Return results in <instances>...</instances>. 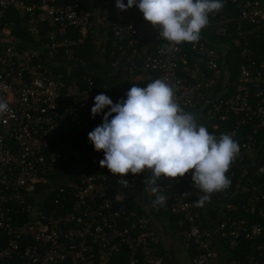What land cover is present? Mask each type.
<instances>
[{
  "label": "built area",
  "instance_id": "obj_1",
  "mask_svg": "<svg viewBox=\"0 0 264 264\" xmlns=\"http://www.w3.org/2000/svg\"><path fill=\"white\" fill-rule=\"evenodd\" d=\"M154 1L159 7L125 16L117 12L114 0H100L97 14L86 10L81 0H0V20L16 12L35 42L21 47L6 24L0 28V264H66L69 260L107 264L124 247L133 257L141 254L143 264H182L154 254L151 220L123 196L110 195L104 181L107 174L118 175L120 185L130 181L131 186L146 181L151 168L155 176L151 189L181 217L180 239L186 251L195 250L193 264H216L213 233L204 227L190 201L200 184L183 176L196 160H202L213 167L220 192L231 189L235 148L253 150L252 135L264 125V63L256 74L251 70L254 63L243 65L236 92L220 98L213 90L220 56L189 26L190 0ZM238 8L243 23L255 28L264 24L263 0H244ZM95 32L111 42L113 74L123 79L114 85L122 96L111 85L76 73L85 62L75 56V48L94 38ZM220 32L225 35L226 28ZM160 35L165 36L164 43L154 39ZM185 44L203 64L189 66ZM206 71L213 75L208 77ZM251 87L256 89L254 107ZM208 106V113H219L221 121L231 115L241 120L221 138H195V125ZM253 116L259 123L252 135L237 141L239 126L250 125ZM61 128L77 147L73 159L91 172L67 182L70 208L63 205V213L46 216L26 202L41 181L39 175L60 158L48 152ZM154 136L160 152L155 146L146 154L143 144ZM258 172L264 174V164ZM57 191L65 199V188ZM260 201L264 204V193ZM22 204L30 219L16 227L13 208ZM222 206L227 211L237 207L230 202ZM241 206L264 218V205ZM229 220L218 223V233L231 247L264 231L262 225L245 218L228 226ZM138 262L131 259V264ZM248 264H264V245L256 248Z\"/></svg>",
  "mask_w": 264,
  "mask_h": 264
},
{
  "label": "trees",
  "instance_id": "obj_2",
  "mask_svg": "<svg viewBox=\"0 0 264 264\" xmlns=\"http://www.w3.org/2000/svg\"><path fill=\"white\" fill-rule=\"evenodd\" d=\"M244 0H190V14H189V26L193 27L198 39L207 45L213 46L220 56L219 61V73L217 75V81L213 87L214 94H218L220 98L231 97L236 92V87L239 84L241 75V67L243 65H251V70L256 74L259 69V64L264 63V24L255 28L254 26L243 23L239 20V8L238 3ZM74 0H65V3H73ZM88 0H81L82 6L86 10L92 11V3ZM137 0H114V5L117 7V12L124 15L126 10H130L134 15L141 13L143 10L149 9L148 3L139 5ZM264 2V0H263ZM94 4H100V0H95ZM118 3L120 6L118 7ZM150 10V9H149ZM226 19H233L228 21L225 25L221 22ZM9 27L11 35L20 41L21 47L34 46V38L30 36L26 28L22 25V20L18 17L16 12L10 11V14L6 19L0 20V28ZM239 25L241 28L239 29ZM221 27L226 28V34L222 35L220 32ZM166 30V28H165ZM111 35L108 33V38ZM150 39H153L150 38ZM154 39L164 43L166 41L165 36H156ZM111 42L108 40H101V58L98 60L97 47L95 39L90 37L87 42L75 48V56L85 62L83 67L77 70L79 75L92 76L95 81L102 85L107 83L113 87L116 94L122 96L118 89L115 87V80H123L120 74H113V67L111 65L112 60L109 57ZM184 53L186 59L191 67L195 63H201L202 59L193 54L188 45H184ZM206 75L211 77L213 73L206 71ZM261 87L264 90V72L261 76ZM130 85L126 84L125 87ZM138 90L136 87L133 90H127L132 92ZM256 89L251 87V105H255L257 101L255 98ZM205 108L203 111L204 118L198 124L195 125L194 137H208V138H221L226 132L232 131L236 128L238 121L241 117L229 116L228 120L221 121L219 113H208L209 109ZM208 117H211L209 119ZM259 123V119L253 116L250 125H240L238 128V134L236 140L246 139L252 135V132L256 125ZM204 125V128L201 125ZM214 125H217L216 129H213ZM62 128L55 135V139L50 142L48 154L55 156L59 155L60 158L54 165L46 170L44 174L39 175L41 181L34 185V189L31 191L29 197H27V204L32 207H39L41 212L48 216L53 211L57 214L63 213L61 208L63 205L66 208H70L72 205L71 198H69L70 192L66 188L67 182L78 181L81 175L90 174V170L83 165L82 162L75 161L74 154L77 151V147L74 143L68 141L70 139V133H64ZM255 143L253 150L241 149L239 145L234 150V157L231 162H234L236 168L234 169V179L230 190L220 192V185L216 178L212 175L213 167L205 165L204 161L196 160L195 163L190 166L189 170L184 174V178H190L195 182H199L200 188L194 195L190 197V201L193 203L195 210L202 218V206L204 204V198L208 189L211 190L219 208V222L229 218L228 226L237 224L241 219L245 218L250 223L260 224L264 227V218L260 217L258 212L250 214L241 205H255L257 208L262 207L264 204L260 201L261 193H264V174L258 172V168L264 164V125L257 129L256 134L252 135ZM208 143V139L204 140V144ZM144 152H153L156 146V152H160V145L157 141V137H151L143 144ZM197 157V156H196ZM195 157V158H196ZM241 159V160H240ZM153 176V183L155 182L154 172L151 168ZM115 180V181H114ZM118 175L107 174L105 183L109 186V192L112 196H122L130 191H136L141 189L143 182L136 181L131 186L128 184L120 185L118 182ZM66 182V184L64 183ZM65 185H64V184ZM153 185V184H152ZM56 187V191H54ZM60 187L65 188L66 192L64 198L58 196V189ZM152 188V186H151ZM152 191V189H151ZM155 200V207L153 209L154 217L159 220L168 231L181 238L180 233L183 230L180 228L179 222L181 217L171 212L169 205H163L161 198L162 195L152 191ZM255 198H259L257 202ZM55 201H58L55 204ZM129 203L128 201H126ZM233 203L236 205L235 210L227 211L222 205L225 203ZM131 207L136 205L131 204ZM25 205H15L13 208L16 214H13L14 225L17 227L20 224L27 222L30 219V215L23 207ZM139 214H143L142 210L138 211ZM144 215V214H143ZM166 222V223H165ZM152 221L149 223V227L152 228ZM152 231V230H151ZM149 240L151 248L157 256L164 257L169 263H177L169 261L168 257L161 247L160 242L155 231L150 232ZM225 241V240H224ZM225 244L229 251L228 264L232 261H237L239 264H248L249 257L255 253L258 246L264 245V231L260 236L247 240H239L236 247H231L227 241ZM190 253L192 257L195 256V250L191 248ZM137 259L138 264H143V258L141 254H137L133 257L131 251L124 247L117 254L110 257L107 264H131V259ZM97 264V262H95ZM66 264H71L69 260Z\"/></svg>",
  "mask_w": 264,
  "mask_h": 264
},
{
  "label": "crops",
  "instance_id": "obj_3",
  "mask_svg": "<svg viewBox=\"0 0 264 264\" xmlns=\"http://www.w3.org/2000/svg\"><path fill=\"white\" fill-rule=\"evenodd\" d=\"M90 1V0H88ZM95 0H91L92 11L97 14L100 4H94ZM65 2V0H64ZM139 5H144L148 3L150 6L149 9L153 10L154 8L159 7L158 3L154 0H137ZM120 6V3L117 5ZM147 9V10H149ZM125 16H133L130 10L124 12ZM151 153L150 151L147 154ZM153 176L150 172L148 179L144 181L141 189L136 191L127 192L125 195H122L126 201L137 206L139 211L142 210L143 214L146 215L152 221V231H155L158 237V241L161 244V247L165 253V256L168 257L169 261L182 263V264H193V257L187 252L181 242V239L178 236L172 235L167 228L162 225V223L154 217L153 209L155 207L154 196L151 191V186L153 184ZM219 208L214 196L211 193V190L208 189L204 198V204L202 206V222L205 228L213 233V247L216 257V264H228L229 260V251L225 244V241L221 238L218 233V223H219ZM166 223V222H165Z\"/></svg>",
  "mask_w": 264,
  "mask_h": 264
},
{
  "label": "rangeland",
  "instance_id": "obj_4",
  "mask_svg": "<svg viewBox=\"0 0 264 264\" xmlns=\"http://www.w3.org/2000/svg\"><path fill=\"white\" fill-rule=\"evenodd\" d=\"M93 39H95V43H96V47H97V55L99 56L98 59L102 60V58H101V38H100V35L98 34V32L94 33ZM127 113L130 114L129 112H127Z\"/></svg>",
  "mask_w": 264,
  "mask_h": 264
}]
</instances>
